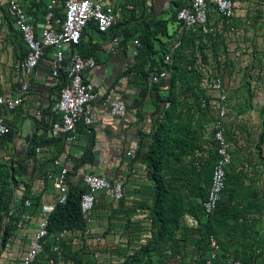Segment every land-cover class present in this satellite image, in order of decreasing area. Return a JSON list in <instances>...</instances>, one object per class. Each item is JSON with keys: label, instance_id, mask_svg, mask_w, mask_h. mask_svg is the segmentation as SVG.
I'll list each match as a JSON object with an SVG mask.
<instances>
[{"label": "trees", "instance_id": "obj_1", "mask_svg": "<svg viewBox=\"0 0 264 264\" xmlns=\"http://www.w3.org/2000/svg\"><path fill=\"white\" fill-rule=\"evenodd\" d=\"M45 1L24 0L26 5L30 3L28 10H36V12L37 9L42 8ZM171 5L170 10L166 12L169 15L168 19L150 18L147 15L136 21L140 26H138L140 46L137 48V54L127 63L128 68L123 74L124 77L134 75L139 80L137 98L130 104V109H135L136 116L147 123V127H142L139 132L138 146L140 149L136 151L134 159L128 163L129 167L126 166L134 170H138L141 166L145 178L151 185V194L149 236L143 243L132 247L133 253L126 256L121 264H172V261H176V256H180L181 259L188 256L189 264H204L209 252L210 236L221 248L219 257L223 261H220L264 264L263 254L251 257L248 253L244 258L235 256L232 259L225 255L228 251L222 239L227 235L242 233L240 230L245 227V223H242L241 229V226H237L238 219L245 222V210H239L237 205H231L232 192L229 184L231 166L226 168L225 189L216 211L211 216H205L203 213L202 204L207 197L211 173L216 161V142L213 139L216 111L209 104L204 107L201 105L203 100L207 102L210 99V95L202 85L203 67L207 69V73L212 68L213 71H211L220 76L223 81L225 75L228 74L231 77L234 72L229 62V55L219 52V42L223 34L213 38L186 30L176 19L178 10L184 4L171 0ZM0 9L2 26L6 27L9 32L8 42L18 44L21 53L19 61H22L26 50L16 37L18 33L7 18L5 9L2 7ZM213 13L209 14L210 18ZM56 15L63 16V6L56 10ZM217 18L215 21L221 22L222 19L218 16ZM169 24L177 25L174 32H169ZM120 28L121 25L118 23L107 32H99L95 23L89 22L82 33L80 42L72 50L82 57H95L92 40L88 39L90 33L93 32L106 41L115 38ZM162 39L165 42L161 41ZM176 41H179L180 45L171 50ZM50 54L51 49L47 48L41 61H49ZM166 55H170L168 62L165 61ZM94 59L98 61L97 58ZM160 72H166L167 76L157 82H152V76ZM246 77L245 75L240 84V91H243V94L238 90L240 96L238 100L244 99L243 104L238 105L242 109L238 111L241 110L242 113L250 109L252 99ZM32 83L31 81L30 90L33 89ZM66 84L67 77L63 71H60L55 85H52L50 81L45 82L43 88L45 100L39 102L38 106L40 122L45 129L53 119L50 107L58 100L60 91ZM164 93L165 96H163ZM146 101L152 103L153 110L144 113L143 116L141 109ZM227 116L224 137L231 148L232 132L229 110ZM6 124L8 133L1 139L0 148L2 141L11 140L15 133L11 125L7 122ZM76 130V139L71 143H66L62 138L51 137L45 142H40L39 137H28L23 161L9 160L8 162L0 157V258L5 243L10 244L9 250H11L12 245H19L24 237L29 239L42 219L40 205L44 201V194L50 187L47 181V175L50 172H48V167L43 165L44 163L38 161L35 150L37 146L46 145L50 149L53 148L51 160L61 159L67 168V199L63 204H56L49 214L47 237L43 241L42 250L32 264H101L99 260H107L103 255L94 256L95 253L85 243L86 239L80 247H75L69 242L61 243L57 251L52 250L54 238L59 232L65 230L83 233L89 226L81 214L79 203L81 194L85 192V189L80 187L81 179L85 174L84 168L94 163L93 130L91 125L84 126L83 124H78ZM79 133L89 136L90 141L87 146L79 156H65V150H67L65 148H71L76 143ZM68 158H71L72 162H68ZM22 162H27L30 173L28 177L22 175L18 168ZM46 163L49 162L46 161ZM53 195L52 201H55L57 196L55 189ZM14 199L17 200L16 208L11 205ZM27 199L31 203L29 209L24 207V201ZM25 213L29 214L30 219L18 228L17 223ZM186 217L196 221V227L190 228L184 225L183 221ZM232 221L233 224L230 223ZM20 234L23 236L20 237ZM190 237L195 238L192 248H189L187 242ZM81 239H84L83 235ZM23 252L20 253L21 257ZM180 261L178 263L182 264ZM110 264L117 263L110 261Z\"/></svg>", "mask_w": 264, "mask_h": 264}, {"label": "crops", "instance_id": "obj_2", "mask_svg": "<svg viewBox=\"0 0 264 264\" xmlns=\"http://www.w3.org/2000/svg\"><path fill=\"white\" fill-rule=\"evenodd\" d=\"M174 1L183 3L185 6L190 0ZM233 1L236 3L237 9V16L233 22L243 35V29L236 24V19L241 18L243 14L250 15L253 12L251 0ZM18 2L32 17L34 24L40 23L44 5L41 9H37V12H34L36 10H28L30 3L26 5L24 0H18ZM109 2L122 5L123 10L119 20L121 28L115 35V38L118 39L115 44L112 43V38L103 41V38L93 32L88 37L92 40V46L95 48L93 53L95 57H90L97 58L98 61L94 69L87 72L85 81L94 86L97 98L93 106L94 113L91 124L95 147L94 163L86 166L84 171L85 173L103 175L108 181L121 183L124 188V195L115 202L102 192L98 193L95 196V203L96 201L97 203L90 213L92 222L88 224L89 226L83 233L73 231V240L70 238L62 243L71 242L75 247H80L86 239L88 244L85 243L95 253L94 256L103 255L106 257L107 260L101 259L99 263L110 264L112 261V263L121 264L126 256L133 253L132 247L143 243L149 236L151 194V185L145 178L141 166L138 170L127 168L128 163L133 159L128 158L126 152L135 146L140 149L138 146L139 132L142 127H147V123L136 116L135 109H130V104L137 98L139 80L134 75L124 77L123 74L128 68L127 63L133 57L135 46L132 41L140 36L139 25L136 21L147 15L150 18L168 19L169 15L166 12L170 10L172 5L171 0H148L146 2L141 0H109ZM1 7L2 5H0ZM1 14L0 9V16ZM217 19V15H215V20ZM176 26V24H169V32H174ZM16 37L18 38V36ZM161 41L165 42L164 39ZM241 46L239 45L237 48ZM48 63L49 61H41L34 71L30 80V84L31 81L33 82V89L29 90L22 106L13 113H6L5 115V121L15 130L13 138L11 140L4 139L0 148L1 158L3 157L8 162L9 160L18 162L24 160V148L27 147L26 139L28 137H39L40 142H45L51 138L49 124L45 129L40 122V115L39 117L36 115L37 111L40 112L39 102L45 100L43 88L45 82L48 81ZM206 70L203 67L204 75ZM262 81L264 88V77H262ZM18 88V84L13 79V72L11 81L9 77L0 74V89L4 95L15 96L18 93ZM251 93L250 109L242 113L241 107H238L241 109L238 111V117L231 122L233 125L230 148L232 160L229 165L232 167L229 175L232 192L231 205H237L239 210H245V222L238 219L237 223V226H241L240 229L245 223V227L240 230L242 233L237 232L238 234L227 235L222 239L225 249L229 252H225V255L231 259L235 256L244 258L248 253L251 254V257L264 255V100H253V96L255 97L257 92L252 89ZM165 95L164 93L163 96ZM105 99L123 100L126 104V115L123 118L111 116L109 109L103 106ZM141 110L143 116L144 113L151 112L153 110L152 103L150 101L144 102ZM88 141H90L89 136L79 133L76 143L71 148H65L67 149L65 154L68 153L65 156H79L87 146ZM40 147L41 151L38 153L35 150V155L40 163H44L43 165L48 167V172H50L47 175L48 179L49 175L54 176L57 173V168L53 166L55 159L51 160L53 148L50 149L46 145ZM57 160L62 163L61 159ZM46 161L49 163L47 164ZM70 162H72L71 158ZM62 164L64 165V163ZM18 168L25 177L30 175L27 162H22ZM47 181L50 187L44 194V201L41 205L55 202L52 201L55 189L53 180L48 179ZM11 205L16 208L17 200L14 199ZM41 215L43 217V214ZM230 223L233 224V221ZM183 224L190 228L197 225L196 221L188 217L184 219ZM87 230L88 233H86ZM81 235L84 239H81ZM237 235L238 237H236ZM194 241V237L189 238L187 241L189 248L193 247ZM21 242L19 245H12L11 250L3 251L0 264H17L19 262L20 253L24 251L28 239L24 237ZM180 260L182 264H189L190 261L188 256H184ZM222 261L218 264H227ZM172 264L179 263L172 261Z\"/></svg>", "mask_w": 264, "mask_h": 264}, {"label": "built area", "instance_id": "obj_3", "mask_svg": "<svg viewBox=\"0 0 264 264\" xmlns=\"http://www.w3.org/2000/svg\"><path fill=\"white\" fill-rule=\"evenodd\" d=\"M146 2L148 0H141ZM0 5L5 9L7 18L12 27L18 33V38L26 50L25 58L14 66L13 79L18 84V93L15 96L4 95L0 89V141L8 133V126L5 121L6 113H13L22 106L24 99L29 94L31 77L39 65L47 48L51 49L48 65V81L55 85L60 71L67 77V84L61 89L58 100L51 105L50 112L53 116L49 124V133L53 138H62L66 143H71L76 139L77 125L90 126L94 113V103L97 98L94 86L85 81V76L89 70L94 69L96 61L91 57H82L72 48L80 42L82 33L89 22H94L99 32H107L119 23L122 13V5L111 4L109 0H46L42 10L40 23L34 24V20L27 14L25 8L18 0H0ZM63 6V16H57L56 10ZM236 3L233 0H190L185 6L178 10L177 21L186 30H191L206 36L216 38L219 34H227L232 40H237L242 36L241 31L234 25L236 18ZM36 12V11H34ZM211 12H215L222 20L216 22L209 17ZM2 18L0 16V27ZM118 39L113 38L112 43H117ZM132 43L135 46L133 56L137 54L140 46L139 38H134ZM180 45L176 41L172 50ZM246 48L241 46L236 48L233 58L237 59L246 52ZM170 60V55L165 56V61ZM167 76L166 72H160L152 76L151 81L157 82ZM202 85L210 95V99L201 102L202 107L209 104L216 111V121L213 125V139L216 142V161L214 163L207 197L203 202V213L211 216L217 209L226 184V168L230 165L232 157L230 145L225 140V123L228 119V90L223 80L217 74L210 75L206 72L202 80ZM103 106L109 109L111 116L123 118L126 115V104L123 100L105 99ZM36 115L39 117L40 112ZM138 147H133L126 152V156L134 159ZM41 148L37 147L36 152ZM68 154V153H66ZM200 155V154H198ZM1 157V156H0ZM70 162V158H68ZM53 166L57 168L56 175H49L48 179L53 180L57 198L55 202L48 205H41L43 214L37 227L28 239L22 257L17 264H32L38 253L42 250L43 241L47 237V218L53 211L56 204H63L67 199L66 176L67 168L60 160L55 159ZM80 187L85 192L80 197V211L88 223L92 222L90 213L95 204V196L102 192L113 201H119L124 195L123 185L119 182L111 184L103 175L85 173L81 179ZM30 200L24 201V207L29 209ZM30 216L25 213L17 223L21 228L29 221ZM88 233V230L86 231ZM73 232L61 231L54 238L53 251H57L60 244L68 239H72ZM10 249V244L5 243L4 251ZM221 248L216 240L209 237V252L204 264H218L220 261ZM176 256V261L180 260ZM227 264H240L239 262L227 261Z\"/></svg>", "mask_w": 264, "mask_h": 264}, {"label": "rangeland", "instance_id": "obj_4", "mask_svg": "<svg viewBox=\"0 0 264 264\" xmlns=\"http://www.w3.org/2000/svg\"><path fill=\"white\" fill-rule=\"evenodd\" d=\"M251 6L253 12L250 15L243 14L241 18L236 19V24L243 29L242 37L232 40L225 34L219 42V52L229 55V62L234 72L231 77L228 74L223 77V83L228 90L231 122L238 117V105H242L244 101V99L239 101L238 97H240L239 92L243 94V91H240V84L245 75L248 77L246 80L250 91L254 89L257 92L253 100H264L262 85V77H264V0H251ZM255 13H257L256 16ZM214 14L215 12L212 18L215 20ZM8 33L6 27H0V74L9 77L11 81L14 66L19 61L21 53L17 44L8 42ZM239 45L246 46L247 52L235 59L233 53ZM211 70L213 71L212 68ZM211 70L208 73L214 75Z\"/></svg>", "mask_w": 264, "mask_h": 264}]
</instances>
